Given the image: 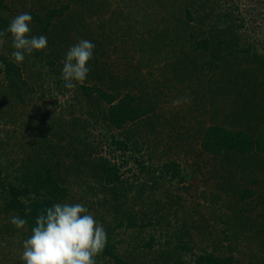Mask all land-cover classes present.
Wrapping results in <instances>:
<instances>
[{
	"label": "rangeland",
	"instance_id": "374dc122",
	"mask_svg": "<svg viewBox=\"0 0 264 264\" xmlns=\"http://www.w3.org/2000/svg\"><path fill=\"white\" fill-rule=\"evenodd\" d=\"M177 1L194 3L199 13L181 30L183 40L170 45L159 33L167 11L178 16ZM210 1L201 8L200 0H3L0 8L1 24L29 13V38H47L43 50L17 63L10 35L0 37L2 163L26 154L60 159L55 172L68 189L62 204L84 205L128 264H194L201 253L264 264V153L215 157L201 148L208 126L254 136L264 126V0ZM66 2L71 9L42 32L36 16ZM227 26L231 41L228 34L221 44L211 38ZM82 39L95 45L89 72L68 89L63 61ZM1 58L20 66L22 98L8 86ZM82 86L130 93L136 105L154 110L117 130L103 113L109 105L97 94L86 97ZM112 135L128 151L111 145ZM101 159L119 166L122 184L93 175ZM13 216L0 213V264H24L23 241L32 233L16 228Z\"/></svg>",
	"mask_w": 264,
	"mask_h": 264
},
{
	"label": "trees",
	"instance_id": "16d2710c",
	"mask_svg": "<svg viewBox=\"0 0 264 264\" xmlns=\"http://www.w3.org/2000/svg\"><path fill=\"white\" fill-rule=\"evenodd\" d=\"M200 1L202 2L200 4L201 8L205 5L212 4L210 0ZM70 2L54 6L48 10L43 18L36 16L42 32H48L52 20L55 17L62 16L66 10L71 9ZM172 4H176V8L179 9L178 16H175L176 13L171 15V12L167 11L165 15L167 18H164L165 24L159 33L160 39L164 37L170 45H173L174 41L183 40L181 30L186 31L187 22L194 19L193 16L195 13H199V9L194 3L177 1ZM0 8H5L3 0H0ZM224 14L229 15L228 13ZM230 26L232 27L233 24ZM7 27V22L0 23V32H3ZM231 27L227 26V30L224 31L216 30L214 33L211 32L210 36L211 38L218 39L219 44H221L225 41L224 38L228 34L230 37L229 40L231 41V34L233 33ZM171 31H173V34ZM174 34L175 38H173ZM192 39H195L193 35ZM239 39L240 37L235 39L236 41H233L237 42ZM208 40L204 39V44H209ZM200 43L202 44L201 41H196L198 47H200ZM1 63L3 65L1 72L5 75L8 86L14 90L16 97L22 98V91L26 82L21 77L22 71L20 66L8 58H1ZM81 89L86 97L92 99L94 94H97L100 99L109 105L103 113L105 114L108 125L117 130L122 129L128 123L143 118L154 110L152 106L136 105V98L130 93H125L123 96L118 97L96 86H82ZM1 107L0 111L2 112ZM110 138L111 145L119 150L128 151L129 146L126 141L120 138L118 139L115 135L110 136ZM5 145V141H0V213L4 216L15 215L20 219L26 220L24 228L32 233V228L36 226L35 221L38 215L57 203L62 204L68 196V189L62 183V175L55 172L57 169L55 167H61L62 162L60 159H55L52 162V156L50 155L44 157L40 154L29 156L26 154L16 160L9 159L6 156L2 163V157L5 154L3 146ZM46 148H49V146L44 147V149ZM50 148L52 149L51 152H54V149L52 147ZM201 148L203 151L215 157H219L225 152L248 154L252 151H258L264 153V126L261 128L258 136L242 130L232 131L219 125L208 126L203 133ZM76 151L78 155H81L79 149ZM95 162L91 166L92 172L94 171L93 175L99 176L106 185L113 186L123 183L119 166L111 164L107 159H101L99 163H97V160ZM164 170L170 172L173 177H179V180H183L180 177V171L176 165L166 164ZM249 194L252 195L253 193L250 192ZM249 194L245 193L246 196H249ZM26 208L31 209L27 214L25 212ZM130 225H134V222ZM186 249L190 250L187 247ZM98 256L111 258L113 261L112 264H128L114 253V247L109 237H107V243L103 252ZM194 264H239V262L233 255L221 257L213 253H201L195 256Z\"/></svg>",
	"mask_w": 264,
	"mask_h": 264
},
{
	"label": "clouds",
	"instance_id": "9594fccd",
	"mask_svg": "<svg viewBox=\"0 0 264 264\" xmlns=\"http://www.w3.org/2000/svg\"><path fill=\"white\" fill-rule=\"evenodd\" d=\"M31 20L29 13L19 14L0 32V37L10 35L14 48L11 55L17 63L23 62L25 54L30 55L47 46L44 35L29 38ZM94 48V43L82 39L68 50L62 69L66 88L72 89L76 86L74 81L86 79L87 64ZM30 211V208L25 209L26 214ZM11 223L22 229L26 220L13 216ZM35 224L31 236L23 241L21 259L24 264H96L95 257L103 252L107 243L103 225L98 224L80 203H57L42 211Z\"/></svg>",
	"mask_w": 264,
	"mask_h": 264
}]
</instances>
